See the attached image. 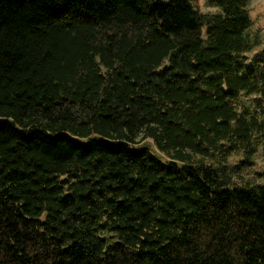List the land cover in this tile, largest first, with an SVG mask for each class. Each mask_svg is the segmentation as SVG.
I'll return each mask as SVG.
<instances>
[{
	"label": "trees",
	"instance_id": "trees-1",
	"mask_svg": "<svg viewBox=\"0 0 264 264\" xmlns=\"http://www.w3.org/2000/svg\"><path fill=\"white\" fill-rule=\"evenodd\" d=\"M207 2L0 0V264H264V46Z\"/></svg>",
	"mask_w": 264,
	"mask_h": 264
},
{
	"label": "rangeland",
	"instance_id": "rangeland-1",
	"mask_svg": "<svg viewBox=\"0 0 264 264\" xmlns=\"http://www.w3.org/2000/svg\"><path fill=\"white\" fill-rule=\"evenodd\" d=\"M194 8L198 11L214 13L217 11V6H211L207 0H191ZM247 8L250 16L251 26L248 30V34L251 36H257L259 42L248 53L251 56L264 46V0H248ZM150 146L152 151L160 156V154L154 149L151 143L144 141ZM142 143V142H140ZM143 144V143H142ZM232 158H238L237 154H234ZM253 160L252 165H249L243 170L244 177L252 182L264 183V148L263 144L259 145L258 151L251 157Z\"/></svg>",
	"mask_w": 264,
	"mask_h": 264
}]
</instances>
